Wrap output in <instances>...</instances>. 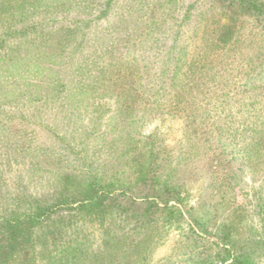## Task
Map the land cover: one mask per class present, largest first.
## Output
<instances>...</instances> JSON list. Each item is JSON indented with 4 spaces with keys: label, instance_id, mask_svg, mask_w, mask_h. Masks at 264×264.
Returning a JSON list of instances; mask_svg holds the SVG:
<instances>
[{
    "label": "rangeland",
    "instance_id": "1",
    "mask_svg": "<svg viewBox=\"0 0 264 264\" xmlns=\"http://www.w3.org/2000/svg\"><path fill=\"white\" fill-rule=\"evenodd\" d=\"M18 1L0 0V35ZM76 1L49 0L44 19L62 23L52 44L62 34L93 63L90 98L27 102L0 82L2 261L208 264L224 233L234 256L264 264V13L231 0ZM104 189L101 207L78 210ZM145 195L176 210L138 231ZM52 206V221L22 234L4 222Z\"/></svg>",
    "mask_w": 264,
    "mask_h": 264
},
{
    "label": "trees",
    "instance_id": "2",
    "mask_svg": "<svg viewBox=\"0 0 264 264\" xmlns=\"http://www.w3.org/2000/svg\"><path fill=\"white\" fill-rule=\"evenodd\" d=\"M50 1L55 2L57 7L63 5L61 4L62 1L68 4L69 8H74L78 4L76 0ZM48 2L49 0H19L16 2L19 5L17 7L19 10H17L21 13H18V18L11 14L12 21L8 25V28L9 30L13 28L12 35H9L10 33L8 35H0V77L3 78L0 82H3L4 86L9 85L11 88L13 87L15 89L14 91L17 89L19 92L25 94L24 99L28 100L27 102L38 101L46 103L50 100L52 101V98L56 95L61 98L68 94L72 95V97L75 95H84L86 98H90L92 91H87H90L98 80L95 77L93 78V74H95L93 63L85 61V64L82 66L81 58L86 56V54L82 53V48H78L79 45L76 44V41L74 42V40L71 39L63 40L62 34L60 38H58L59 40H54L55 42L52 44L54 38H51L50 35L56 37L61 31L62 23L60 24L58 17L54 14L52 15V13H49L52 17H48V21L45 23L47 16L46 8L48 6L49 8L51 7V2L50 5ZM231 2L237 3L245 12L256 13L257 15L264 13V7L257 0H231ZM100 15L105 16L106 13H100ZM3 28L5 29L6 27L1 23L0 31H2ZM103 30L107 31L108 28H104ZM96 39L97 41L103 42L105 45L104 48H108L112 45L104 41L105 39L101 36L96 37ZM47 49L51 51L47 53ZM80 53H82V55ZM23 63L37 67L39 75L35 73L29 74L27 70L24 71L25 69L18 70L15 68L16 64L22 66ZM8 66L10 69H8ZM18 76H30L33 80L30 81L31 83L25 85L7 82L9 79ZM86 92L88 93L87 95ZM56 101L57 100L53 101V103ZM101 194L99 199L91 196L83 199L79 204L78 210H90L101 207L100 205L105 201V197L109 196L108 189H104ZM157 198L158 195H150L149 197L145 195L143 197V201L145 200L144 208H142L143 210L140 214V218L138 217L136 221L138 231L146 224L145 219L149 214L153 215L155 212H159L172 215V211L176 210L175 207H170L167 203H164L162 207L156 205L154 200ZM55 206L58 207V205ZM53 208L55 207H42L41 212H28L21 217H16L8 221L5 220L4 222L8 229L11 230H8L9 232L19 229V233L22 234L23 230L20 228L23 224L35 222L37 225L41 218L52 221L53 218L51 214L54 211ZM195 225L197 227L200 226L198 223ZM219 236L221 244H214L217 247V251L214 254L213 261L208 262V264H255L243 255L234 256L232 253L234 244L231 243V241L224 243L228 235L222 233V235ZM25 239L28 240V237H25ZM13 240L14 243L19 246H22L25 242L21 235L16 237L13 236ZM220 245L221 247H219ZM57 247H59V243L56 244V242H53L51 244V248L56 249ZM137 248V251L140 249L146 250L144 244L137 246ZM2 260L3 257L1 256L0 262ZM6 261V259L2 261L4 262L3 264H5Z\"/></svg>",
    "mask_w": 264,
    "mask_h": 264
}]
</instances>
